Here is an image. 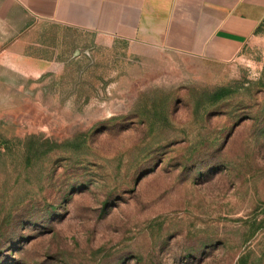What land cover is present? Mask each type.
Segmentation results:
<instances>
[{"label":"rangeland","instance_id":"374dc122","mask_svg":"<svg viewBox=\"0 0 264 264\" xmlns=\"http://www.w3.org/2000/svg\"><path fill=\"white\" fill-rule=\"evenodd\" d=\"M0 264H264V28L217 62L0 0Z\"/></svg>","mask_w":264,"mask_h":264},{"label":"crops","instance_id":"0c3cea01","mask_svg":"<svg viewBox=\"0 0 264 264\" xmlns=\"http://www.w3.org/2000/svg\"><path fill=\"white\" fill-rule=\"evenodd\" d=\"M15 1L39 20L217 62L235 59L264 28V0Z\"/></svg>","mask_w":264,"mask_h":264},{"label":"trees","instance_id":"16d2710c","mask_svg":"<svg viewBox=\"0 0 264 264\" xmlns=\"http://www.w3.org/2000/svg\"><path fill=\"white\" fill-rule=\"evenodd\" d=\"M263 30V26L258 29V32H261Z\"/></svg>","mask_w":264,"mask_h":264}]
</instances>
